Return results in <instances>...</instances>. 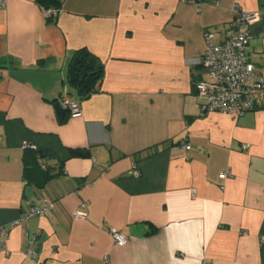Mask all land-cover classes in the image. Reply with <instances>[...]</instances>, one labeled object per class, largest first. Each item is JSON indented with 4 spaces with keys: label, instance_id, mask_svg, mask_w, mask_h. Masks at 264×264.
I'll return each mask as SVG.
<instances>
[{
    "label": "crops",
    "instance_id": "obj_1",
    "mask_svg": "<svg viewBox=\"0 0 264 264\" xmlns=\"http://www.w3.org/2000/svg\"><path fill=\"white\" fill-rule=\"evenodd\" d=\"M61 3L52 20L36 0L0 8V264H264V109L202 115L196 95L205 31L224 42L232 8L264 0ZM251 31L264 71V18ZM82 49L104 70L79 97ZM65 94L81 110L60 118ZM44 201L50 214L20 220Z\"/></svg>",
    "mask_w": 264,
    "mask_h": 264
},
{
    "label": "built area",
    "instance_id": "obj_2",
    "mask_svg": "<svg viewBox=\"0 0 264 264\" xmlns=\"http://www.w3.org/2000/svg\"><path fill=\"white\" fill-rule=\"evenodd\" d=\"M7 0H0V8L5 7ZM234 18L229 24V37L222 43L215 42L216 33L207 29L204 33L206 51L199 60L200 65L206 70L209 79L197 84V98L201 107V114L219 112L233 117H241L248 112L264 109V71L257 69L248 58L247 48L253 38L251 26L264 18L262 12H247L235 5L232 8ZM44 16L48 19L59 13L56 9H43ZM59 102L71 115L80 113L79 102L69 100L67 94L60 97ZM184 149H191L186 141L182 142ZM247 148V145H244ZM228 171L220 174L221 179H226ZM88 203L83 202L74 212V218L84 220L87 218L85 208ZM54 204L44 201L39 206H33L24 212L20 220L34 216L48 215L52 212ZM0 233L7 235L0 229ZM109 234L118 245H125L129 237L115 227H110ZM204 264H209L205 261Z\"/></svg>",
    "mask_w": 264,
    "mask_h": 264
},
{
    "label": "trees",
    "instance_id": "obj_3",
    "mask_svg": "<svg viewBox=\"0 0 264 264\" xmlns=\"http://www.w3.org/2000/svg\"><path fill=\"white\" fill-rule=\"evenodd\" d=\"M43 9H56L60 11L61 0H36ZM54 17L48 19L52 20ZM104 66L86 49L73 53L70 60L68 81L70 88L74 89L79 97L92 93L102 78ZM78 154V151H73Z\"/></svg>",
    "mask_w": 264,
    "mask_h": 264
},
{
    "label": "water",
    "instance_id": "obj_4",
    "mask_svg": "<svg viewBox=\"0 0 264 264\" xmlns=\"http://www.w3.org/2000/svg\"><path fill=\"white\" fill-rule=\"evenodd\" d=\"M55 109H56V112L60 118L65 117L66 109L64 108V106L59 101L55 103Z\"/></svg>",
    "mask_w": 264,
    "mask_h": 264
}]
</instances>
